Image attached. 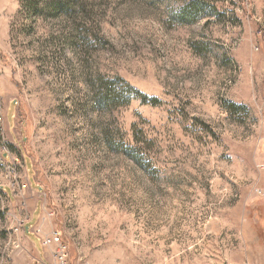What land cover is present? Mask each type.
Instances as JSON below:
<instances>
[{"label":"rangeland","instance_id":"obj_1","mask_svg":"<svg viewBox=\"0 0 264 264\" xmlns=\"http://www.w3.org/2000/svg\"><path fill=\"white\" fill-rule=\"evenodd\" d=\"M35 209L68 264H264V0H0V264Z\"/></svg>","mask_w":264,"mask_h":264},{"label":"crops","instance_id":"obj_2","mask_svg":"<svg viewBox=\"0 0 264 264\" xmlns=\"http://www.w3.org/2000/svg\"><path fill=\"white\" fill-rule=\"evenodd\" d=\"M35 211L36 209L34 210L33 217L31 216L30 219L24 221L22 224L18 223L19 227L14 233V237L20 242H22V244H24L25 246L24 251L31 250L34 264H38L41 262H49L51 260V254H50L51 247L42 246L39 237L35 232V228L36 226H38L40 221L39 219L41 218L39 217L40 214L36 213ZM35 214H37V217H35ZM26 226H28V230L26 229ZM43 230L45 232H49L45 229Z\"/></svg>","mask_w":264,"mask_h":264},{"label":"built area","instance_id":"obj_3","mask_svg":"<svg viewBox=\"0 0 264 264\" xmlns=\"http://www.w3.org/2000/svg\"><path fill=\"white\" fill-rule=\"evenodd\" d=\"M24 220H18L19 224H22ZM14 228V232L18 229ZM35 232L39 237L42 246L51 247L50 254L51 260L49 262H41L38 264H68L69 253L66 244L61 240L56 230H50L45 232L42 229V225L38 224L35 228Z\"/></svg>","mask_w":264,"mask_h":264}]
</instances>
